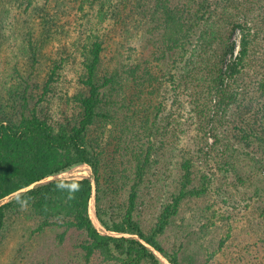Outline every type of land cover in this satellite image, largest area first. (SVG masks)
<instances>
[{"label":"trees","instance_id":"1","mask_svg":"<svg viewBox=\"0 0 264 264\" xmlns=\"http://www.w3.org/2000/svg\"><path fill=\"white\" fill-rule=\"evenodd\" d=\"M227 5L236 11L226 14V28L208 30L197 57L179 66L178 112L154 100L165 90L157 71L140 61H118L108 70L97 54L81 72L72 111L56 122L40 105L48 86L32 102L37 85L31 75L16 92L20 103L0 100V244L17 215L34 220L30 236L51 230L63 242L79 232L87 261L99 253L107 261L164 264L157 251L171 264H199L182 240L201 234L214 241V253L236 242L238 263L264 264V0ZM159 7L160 50H186L194 29L186 14L167 0ZM236 30L234 54L229 40ZM185 103L189 117L180 112ZM95 125L113 128L112 148L92 136ZM83 163L93 178L56 177ZM217 187L250 191L237 214L215 207ZM93 196L101 226L120 235L95 226ZM150 201L156 208L151 221L145 218Z\"/></svg>","mask_w":264,"mask_h":264},{"label":"rangeland","instance_id":"2","mask_svg":"<svg viewBox=\"0 0 264 264\" xmlns=\"http://www.w3.org/2000/svg\"><path fill=\"white\" fill-rule=\"evenodd\" d=\"M167 1L172 8H179L186 14L189 25L194 27L186 50L172 54H163L159 48L163 39L161 0H0V100L12 107L16 101L20 103L16 92L23 91L25 79L31 75V83L37 85L32 102L39 99L42 87L48 86L47 101L41 100L40 105L50 108L52 121L56 122L64 111H72L81 72L97 54L102 67L108 70L118 61H140L143 67L157 71L156 76L159 80L162 78L161 87L165 90L153 95L154 100L165 102L166 111L178 112L174 80L179 76V66L197 57L198 50L207 43L208 30L226 28V14H234L236 10L227 5L229 0ZM239 38L240 32L236 30L229 40L233 42L234 54L239 50ZM33 48H36V55ZM35 56L38 64L34 68ZM230 57L228 54L227 59ZM180 112L186 117L192 114L187 103ZM112 130L111 126L95 125L92 136L104 147L108 143L110 149L116 142ZM169 140L174 141V135ZM175 150L173 154L177 153ZM173 160L174 173L176 162ZM56 177L93 178V174L91 167L83 163ZM249 193L245 189L237 194L229 190L224 193L217 187L213 194L214 205L226 212L225 215L232 216L243 207L240 200ZM150 204L145 216L149 221L156 213L153 201ZM93 207L95 210L94 196L90 211ZM93 222L102 233L120 235L106 231L98 219ZM8 223V233L0 244V264H125L124 259L107 261L99 253H94L87 261L79 246L83 240L79 232H70L65 241L59 242L51 230L30 236V228H34L35 223L27 216L15 215ZM182 242L188 245L190 254L198 256L199 264H241L236 261L242 252L235 247L236 242L233 246L228 241L227 246L216 253L213 252L214 241L201 234L188 236ZM156 253L164 264H171Z\"/></svg>","mask_w":264,"mask_h":264},{"label":"bare ground","instance_id":"3","mask_svg":"<svg viewBox=\"0 0 264 264\" xmlns=\"http://www.w3.org/2000/svg\"><path fill=\"white\" fill-rule=\"evenodd\" d=\"M90 214H91L92 219H93L95 222H97V217H96V215H95L94 207L91 209ZM168 264H169V263H168Z\"/></svg>","mask_w":264,"mask_h":264}]
</instances>
